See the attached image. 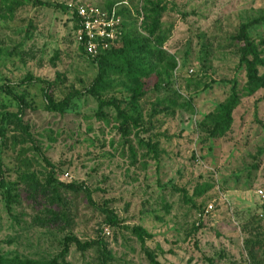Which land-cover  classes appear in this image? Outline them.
Wrapping results in <instances>:
<instances>
[{
  "label": "rangeland",
  "instance_id": "rangeland-1",
  "mask_svg": "<svg viewBox=\"0 0 264 264\" xmlns=\"http://www.w3.org/2000/svg\"><path fill=\"white\" fill-rule=\"evenodd\" d=\"M168 1L149 34L144 0H0V117L19 113L30 133L13 118L0 130L6 258L96 264V247L82 251L77 238L101 239L107 264H153L149 255L160 264H264V96L248 89L237 39L241 24L264 13V0ZM70 2L116 5L118 43L126 32L139 39L107 65L94 94L86 87L99 68L79 49ZM249 33L264 58V22ZM126 62L138 82L110 70ZM233 89L240 100L228 128L201 134L203 116ZM48 96L70 102L58 114ZM114 103L146 129L132 123L124 136ZM50 176L81 183L93 203ZM134 226L147 233L143 241Z\"/></svg>",
  "mask_w": 264,
  "mask_h": 264
},
{
  "label": "trees",
  "instance_id": "trees-1",
  "mask_svg": "<svg viewBox=\"0 0 264 264\" xmlns=\"http://www.w3.org/2000/svg\"><path fill=\"white\" fill-rule=\"evenodd\" d=\"M166 3H169L168 0H144V8H145V16L142 19L141 28L145 30L149 34H155L156 30L159 27L160 23V16L162 13L166 10ZM62 8H65V6H61ZM264 22V13L259 17H254L250 20H248L246 23L241 24L239 27V32L237 35V39L241 41V51H240V60L244 64L246 68V76H247V83H248V89L249 91L255 92L257 89L263 90V96H264V58L262 57V53L258 52L257 45L254 44V41L251 38V35L249 33V29L258 23ZM77 26V22H75ZM139 41L138 38L132 36L129 32L124 33L122 40L119 45L112 47L110 50L101 52L99 55L95 57H91L92 60H95L98 68L99 73L96 75V77L92 80L89 87H86L87 92L94 94L96 88H98L100 82L102 81V76L104 72L108 69L107 65L111 63L113 58L115 56L121 54L126 55L127 54V46H135V44ZM79 49L82 50L84 53L82 46H79ZM90 56V55H89ZM133 63L126 62L124 64V67L121 69H113L110 68V70H114L116 73H123L126 77H129L134 82H138V78L141 76V74L135 72L133 68ZM125 70V71H124ZM34 82H41L44 84V88H47L50 83L49 81L45 79H41L38 77H28L26 79L27 84H31ZM7 92H10L9 89H6ZM147 92L139 91L137 92L132 99H139L145 96ZM46 106L47 109L51 112H56L58 114L63 113V111L68 106V103L70 102L69 97H64L61 100L54 101L50 96H48V99H46ZM240 100V96L234 89L232 90V93L221 103L217 104L212 111L205 114L203 118L200 121V124L198 125V131L201 134H206L207 136H218L222 132L228 128L229 124L232 120V111L236 107ZM103 104H110L107 101H102ZM114 107L116 109V112L119 116L122 117V123H121V130L124 136H127L132 123L138 126V129L144 130L146 129L145 124H141L138 122L137 119H134L132 115H128L124 113V111L120 108V106L117 103H114ZM9 118H13L17 120L21 126V128L27 133L28 136H30V133L28 131L27 125L24 124L22 121V118L19 113L17 112H10L7 111L5 113H2L0 117V130L3 129V124L8 121ZM264 128V125H263ZM140 139L145 142L143 137H140ZM145 143L148 144L146 141ZM50 180L54 183V185H60L62 187L72 188L75 190H84L86 192V195L89 199V201H92L91 195L89 190L83 186L81 183H64L53 176H50ZM5 180L2 175V168H1V161H0V186H4ZM105 211L108 216V224L110 226H118L119 221L117 216L113 213L112 210L106 209ZM132 230L136 234V236L143 241L144 235H147V233L140 227L134 226L132 227ZM72 241L76 244L77 248L80 250H85L91 246H95L98 250V259L96 264H107L105 261L106 256V247L104 245V242L101 239L88 241L85 243H82L77 238H72ZM149 258L153 264H160L156 261V259L152 258L149 255ZM55 259L50 260L46 264H55ZM0 264H32L29 260H19V259H8L4 255L0 254ZM40 264V262L38 263Z\"/></svg>",
  "mask_w": 264,
  "mask_h": 264
},
{
  "label": "built area",
  "instance_id": "built-area-1",
  "mask_svg": "<svg viewBox=\"0 0 264 264\" xmlns=\"http://www.w3.org/2000/svg\"><path fill=\"white\" fill-rule=\"evenodd\" d=\"M68 8L72 10L77 22V43L86 54L95 57L119 44L123 29L116 5L103 9L91 2H70ZM258 192L264 197V190L259 189ZM211 207L212 205H209V208Z\"/></svg>",
  "mask_w": 264,
  "mask_h": 264
}]
</instances>
